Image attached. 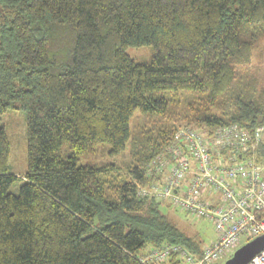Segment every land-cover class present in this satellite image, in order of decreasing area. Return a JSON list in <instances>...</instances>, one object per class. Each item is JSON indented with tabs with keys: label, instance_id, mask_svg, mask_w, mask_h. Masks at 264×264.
Listing matches in <instances>:
<instances>
[{
	"label": "trees",
	"instance_id": "obj_1",
	"mask_svg": "<svg viewBox=\"0 0 264 264\" xmlns=\"http://www.w3.org/2000/svg\"><path fill=\"white\" fill-rule=\"evenodd\" d=\"M146 45L148 61L125 51ZM10 108L27 169L9 171L0 127V264H141L164 241L199 255L138 188L180 127L264 126V0H0V119Z\"/></svg>",
	"mask_w": 264,
	"mask_h": 264
},
{
	"label": "built area",
	"instance_id": "obj_2",
	"mask_svg": "<svg viewBox=\"0 0 264 264\" xmlns=\"http://www.w3.org/2000/svg\"><path fill=\"white\" fill-rule=\"evenodd\" d=\"M263 136V125L237 123L208 137L188 126L174 133L147 165L151 180L137 194L211 222L215 238L199 255L176 242L149 246L138 253L141 264H220L240 236H264V164L255 160ZM247 264H264V248Z\"/></svg>",
	"mask_w": 264,
	"mask_h": 264
},
{
	"label": "rangeland",
	"instance_id": "obj_3",
	"mask_svg": "<svg viewBox=\"0 0 264 264\" xmlns=\"http://www.w3.org/2000/svg\"><path fill=\"white\" fill-rule=\"evenodd\" d=\"M125 51L132 58L143 62L148 61L152 54V47L150 45L127 46ZM0 127L4 129L9 142V171L18 177H22L27 169V137L24 112L18 108L8 109L1 116ZM19 182L20 179H16L10 186L9 191L16 193ZM161 210L179 227L199 238L204 244H209L215 238V230L211 222L180 212L166 200L161 205ZM245 238V236H240L234 247L237 248L242 245L245 242ZM224 260L220 261V264H223Z\"/></svg>",
	"mask_w": 264,
	"mask_h": 264
},
{
	"label": "water",
	"instance_id": "obj_4",
	"mask_svg": "<svg viewBox=\"0 0 264 264\" xmlns=\"http://www.w3.org/2000/svg\"><path fill=\"white\" fill-rule=\"evenodd\" d=\"M264 248V236L259 235L238 246L223 264H247L248 261Z\"/></svg>",
	"mask_w": 264,
	"mask_h": 264
}]
</instances>
